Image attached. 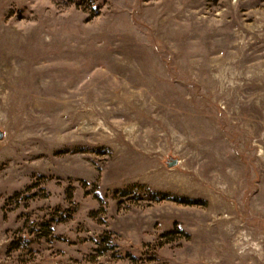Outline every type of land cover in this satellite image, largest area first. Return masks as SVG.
Listing matches in <instances>:
<instances>
[{
  "label": "rangeland",
  "instance_id": "obj_1",
  "mask_svg": "<svg viewBox=\"0 0 264 264\" xmlns=\"http://www.w3.org/2000/svg\"><path fill=\"white\" fill-rule=\"evenodd\" d=\"M0 132V264H264V0H0Z\"/></svg>",
  "mask_w": 264,
  "mask_h": 264
},
{
  "label": "water",
  "instance_id": "obj_2",
  "mask_svg": "<svg viewBox=\"0 0 264 264\" xmlns=\"http://www.w3.org/2000/svg\"><path fill=\"white\" fill-rule=\"evenodd\" d=\"M3 136H4L3 133L0 132V139H3ZM176 163L177 161L175 160L173 164H176Z\"/></svg>",
  "mask_w": 264,
  "mask_h": 264
},
{
  "label": "bare ground",
  "instance_id": "obj_3",
  "mask_svg": "<svg viewBox=\"0 0 264 264\" xmlns=\"http://www.w3.org/2000/svg\"><path fill=\"white\" fill-rule=\"evenodd\" d=\"M255 127H256L257 129H259V128H260V125H259L258 123H256ZM255 131H258V130H255Z\"/></svg>",
  "mask_w": 264,
  "mask_h": 264
}]
</instances>
